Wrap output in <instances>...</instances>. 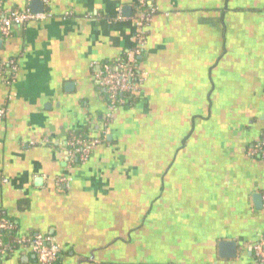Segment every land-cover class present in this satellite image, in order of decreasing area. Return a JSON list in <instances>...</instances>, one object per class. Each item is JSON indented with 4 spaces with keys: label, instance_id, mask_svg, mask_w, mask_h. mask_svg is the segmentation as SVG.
Wrapping results in <instances>:
<instances>
[{
    "label": "crops",
    "instance_id": "0c3cea01",
    "mask_svg": "<svg viewBox=\"0 0 264 264\" xmlns=\"http://www.w3.org/2000/svg\"><path fill=\"white\" fill-rule=\"evenodd\" d=\"M3 1L47 14L0 35V62L17 64L0 76V218L14 235L52 237L57 264H252L264 234V162L248 155L264 131V0H148L147 78L106 135L96 75L133 46L136 0ZM78 133L103 135L84 165L67 156ZM0 264L38 262L17 248Z\"/></svg>",
    "mask_w": 264,
    "mask_h": 264
},
{
    "label": "built area",
    "instance_id": "2783aa9c",
    "mask_svg": "<svg viewBox=\"0 0 264 264\" xmlns=\"http://www.w3.org/2000/svg\"><path fill=\"white\" fill-rule=\"evenodd\" d=\"M156 9L148 3V0H136V11L131 19L134 27L133 46L124 50L115 60L104 63L96 75L100 88L106 95L108 113L105 116L102 134H107V128L112 114L120 107L129 106L131 97L138 96L140 87L147 78V73L138 68V59L146 44V27L151 23ZM47 14H35L30 10L7 11L4 8V1L0 0V35L8 37L13 27H22L30 22L43 21ZM118 19H122L120 12ZM17 71V64L14 62H0V76L6 72ZM3 112H0V122ZM102 138L90 139L86 136L73 135L69 138L67 145V156L69 163L84 165L95 146L101 143ZM248 155L264 162V131L260 140L251 146ZM65 190L70 187V180L65 177L57 179ZM264 207V199H263ZM15 226L9 220L0 218V259L12 254L17 248L30 251L36 258L38 264H57L60 257V247L50 236L34 235L30 238L14 235L8 242H3V235L13 233ZM253 263L264 264V234L252 245Z\"/></svg>",
    "mask_w": 264,
    "mask_h": 264
},
{
    "label": "water",
    "instance_id": "95a60500",
    "mask_svg": "<svg viewBox=\"0 0 264 264\" xmlns=\"http://www.w3.org/2000/svg\"><path fill=\"white\" fill-rule=\"evenodd\" d=\"M257 199V203H258V206L261 205V203H259V199H260V196H255ZM220 253L222 254L223 251H226V255H230V257H233L234 256V252H235V244L232 243V242H221L220 243Z\"/></svg>",
    "mask_w": 264,
    "mask_h": 264
},
{
    "label": "trees",
    "instance_id": "16d2710c",
    "mask_svg": "<svg viewBox=\"0 0 264 264\" xmlns=\"http://www.w3.org/2000/svg\"><path fill=\"white\" fill-rule=\"evenodd\" d=\"M137 101H138V96L131 97V99H130L131 103L129 104V106H134L137 103ZM76 136L81 137L82 134L78 133ZM2 238H3V242H8L9 240L12 241V239L14 238V232L10 233V234L5 233Z\"/></svg>",
    "mask_w": 264,
    "mask_h": 264
}]
</instances>
